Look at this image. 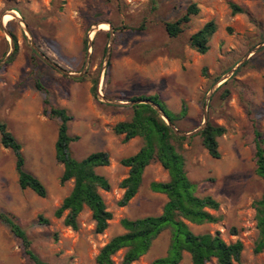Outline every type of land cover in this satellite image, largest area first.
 Segmentation results:
<instances>
[{
  "label": "rangeland",
  "instance_id": "1",
  "mask_svg": "<svg viewBox=\"0 0 264 264\" xmlns=\"http://www.w3.org/2000/svg\"><path fill=\"white\" fill-rule=\"evenodd\" d=\"M230 2L245 12L233 14ZM191 4L199 12L181 34L171 37L166 23L183 17ZM14 11L29 34L20 19L11 15L5 22ZM210 20L217 31L202 54L191 46L190 37ZM102 24L109 29L100 28ZM9 33L19 44L11 63L16 48L12 51ZM44 57L76 76L62 73ZM236 66L208 98L214 85ZM37 81L44 89L36 86ZM153 95L174 112L186 106L188 115L178 123L182 132L198 130L206 111L208 122L225 127L218 138L220 158L209 154L199 132L187 136L191 139L183 144L188 177L198 183L199 194L220 202L215 212L219 222L190 226L197 234L220 232L228 243L241 240L244 250L235 264H264V252L255 251L259 231L253 205L263 192L254 157L256 130L264 147V0H0V120L22 144L25 168L48 190L40 197L21 189L15 155L0 140V212L15 216L31 249L46 264H97L99 250L124 232L121 219L160 215L167 202L151 183L165 181L168 172L153 162L137 195L127 206L119 205L124 193L119 183L129 171L120 161L143 142L139 137L124 142V135L113 128L132 116V101ZM46 97L74 117L69 132L80 139L70 145L73 158L96 151L110 155V165L98 169L112 184L110 191H101L113 213L102 234L96 233L88 208L79 216L78 230L64 224L65 215L55 216L74 182L61 183L64 165L55 156L60 120L46 115ZM169 244L170 231L165 230L133 264H150L167 253ZM124 254L125 249L115 254L113 264H122ZM0 264H35L2 220ZM180 264H193L188 252Z\"/></svg>",
  "mask_w": 264,
  "mask_h": 264
},
{
  "label": "trees",
  "instance_id": "2",
  "mask_svg": "<svg viewBox=\"0 0 264 264\" xmlns=\"http://www.w3.org/2000/svg\"><path fill=\"white\" fill-rule=\"evenodd\" d=\"M233 14L244 13L245 8L230 2ZM199 8L191 4L186 14L174 22H167L166 29L171 37H177L185 24L197 14ZM217 31V24L210 20L190 37L191 46L204 54L209 50V42ZM16 51L9 58L11 63L19 49L18 40L12 33ZM36 86L44 89L39 81ZM94 91L96 87H93ZM138 100H150L157 104L164 114L179 128L178 123L188 115L184 105L180 112L170 110L159 95H153ZM45 113L51 118L60 120L58 137L55 143L56 160L64 165L61 183L73 180L71 192L63 199L61 206L55 211V216L62 218L64 224L73 230L79 229V216L88 208L95 221V231L104 233L113 219V213L108 209L101 191H110L112 184L109 178L98 171L111 163L107 151L93 152L83 159H75L70 152L71 143L80 139L78 135L69 132L70 123L74 117L67 108L51 104L48 97L44 99ZM132 116L118 122L113 130L117 135H124L123 141L128 142L136 137L141 138L142 146L133 155L122 158L121 164L129 168L128 175L122 179L119 186L124 189L119 205L124 207L137 195L144 180L146 168L153 162H159L168 172V181H154L151 189L167 196L160 215H149L136 219L123 218L121 225L124 232L113 236L96 256L97 264H113V256L125 249L122 264H133L145 255L157 237L165 230L170 231V244L164 256L154 259L150 264H180L184 253L191 255L193 264H208L216 260L217 264H235L242 256L244 244L241 240L226 242L220 232L215 234L195 233L190 224L202 225L217 223L221 217L216 215L220 202L212 195L199 194L198 183L188 177L186 159L182 153L183 144L191 138L178 135L162 118L161 114L151 104L140 103L132 106ZM226 132L225 127L208 122L199 132L202 144L214 158H220L218 138ZM260 132L255 133V163L256 172L263 179V192L255 200V219L259 237L255 251L264 252V147ZM0 140L3 147L11 149L15 155V168L21 189H31L38 196L46 197L48 190L42 180L25 168L26 160L23 146L16 136L8 129V125L0 120ZM44 222L47 219L40 217ZM0 220L6 223L11 231L22 241L25 254L35 264H46L31 249L25 230L16 221L13 214L0 212ZM236 234V233H234Z\"/></svg>",
  "mask_w": 264,
  "mask_h": 264
},
{
  "label": "water",
  "instance_id": "3",
  "mask_svg": "<svg viewBox=\"0 0 264 264\" xmlns=\"http://www.w3.org/2000/svg\"><path fill=\"white\" fill-rule=\"evenodd\" d=\"M14 18H17V19H20V21H21V23L23 24V26H24V28H25V31L29 34L30 33V31H29V29H28V27H27V25L25 24V22L22 20V18L18 15V13L17 12H11L10 13ZM97 28L98 27H96V28H94L93 30H94V33H95V31L97 30ZM93 30L91 31V33L93 32ZM9 36H10V38H11V47H12V51L16 48V46H15V41H14V39H13V37H12V34H8ZM93 42V37H91L90 36V39H89V45H88V48L90 49L92 46H91V43ZM33 47L35 48V50L38 52V53H40L39 51H38V49L33 45ZM11 51V52H12ZM108 52H109V50H108ZM109 54V53H108ZM108 54H107V59H108ZM40 55H42L41 53H40ZM43 56V55H42ZM45 59H46V61L48 62V63H50L54 68H56V69H58V70H60L62 73H64V74H67V75H69V76H76V74H74V73H71V72H68L67 70H65V69H63L62 67H60L59 65H57V64H55V63H53L52 61H50L48 58H46V57H44ZM89 58V57H88ZM87 63H88V61H87ZM236 68H237V66L235 67V68H233L227 75H225L222 79H220L215 85H214V87L212 88V90H211V92L209 93V95H208V98H210L211 96H212V94L214 93V91L220 86V84H222V83H224L231 75H232V73L236 70ZM140 103H146V104H151L155 109H157V111L161 114V116H162V118L165 120V122L178 134V135H180V136H185V137H187V136H192V135H194V134H196V133H198V132H200L201 130H203L206 126H207V124H208V113H207V111L205 112V115H204V121H203V124H202V126L198 129V130H196V131H193V132H189V133H187V132H182V131H180L176 126H175V124L174 123H172L171 122V120L164 114V112L162 111V109L157 105V104H155V103H153L152 101H150V100H147V99H145V100H136V101H132V105H135V104H140Z\"/></svg>",
  "mask_w": 264,
  "mask_h": 264
},
{
  "label": "bare ground",
  "instance_id": "4",
  "mask_svg": "<svg viewBox=\"0 0 264 264\" xmlns=\"http://www.w3.org/2000/svg\"><path fill=\"white\" fill-rule=\"evenodd\" d=\"M11 18H12L11 14L7 15V16H6V19H5V22H6L7 20L11 19ZM100 28H102V29H104V30L109 29L107 24H102V25L100 26ZM93 34H94V31L91 33V37H93V36H92Z\"/></svg>",
  "mask_w": 264,
  "mask_h": 264
},
{
  "label": "crops",
  "instance_id": "5",
  "mask_svg": "<svg viewBox=\"0 0 264 264\" xmlns=\"http://www.w3.org/2000/svg\"><path fill=\"white\" fill-rule=\"evenodd\" d=\"M135 153H136V152H135ZM135 153H134V154H135ZM161 166H162V165H161ZM168 180H169V174H168V178H167L165 181H168ZM164 195H165V194H164Z\"/></svg>",
  "mask_w": 264,
  "mask_h": 264
}]
</instances>
